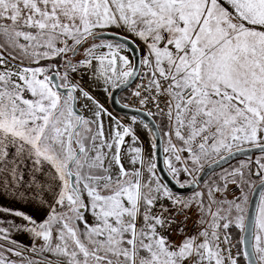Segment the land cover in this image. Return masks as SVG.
<instances>
[{
    "label": "snow or ice",
    "instance_id": "1",
    "mask_svg": "<svg viewBox=\"0 0 264 264\" xmlns=\"http://www.w3.org/2000/svg\"><path fill=\"white\" fill-rule=\"evenodd\" d=\"M0 264H264V0H0Z\"/></svg>",
    "mask_w": 264,
    "mask_h": 264
}]
</instances>
